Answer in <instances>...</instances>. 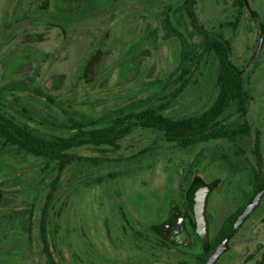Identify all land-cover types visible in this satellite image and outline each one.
<instances>
[{"label": "rangeland", "instance_id": "rangeland-1", "mask_svg": "<svg viewBox=\"0 0 264 264\" xmlns=\"http://www.w3.org/2000/svg\"><path fill=\"white\" fill-rule=\"evenodd\" d=\"M182 1L82 0L81 18L91 15L94 19L80 24L74 43L63 41L57 28L37 24L17 28L11 36L0 27V87L30 77V90L17 95L38 111L53 114L57 106L43 95L62 101L65 117L78 111L99 118L130 102L157 106L168 95L170 115L200 110L216 94L217 61L205 58L187 73L184 90L173 96L178 84L174 71L183 49L180 39L167 32L165 17L170 14L173 25L189 39L191 28ZM233 1L198 0L194 10L201 24L221 31L231 41L234 62L245 68L252 94L247 117L261 132L264 160V0H245L236 27L227 24L235 20ZM91 30H95V48L89 46ZM260 37L259 52L248 67ZM6 51L10 55L1 60ZM251 141L252 137L244 139L247 148ZM222 151L232 154L223 140L179 148L158 130L138 128L115 151L74 149L75 155L100 159L95 163L74 160L60 175L48 204L53 176L40 170L43 160L18 156L11 162L0 157V215L5 217L11 208L29 203L33 212L29 239L18 226H9L0 235V264H45L38 236L45 205L49 206L50 238L59 251L55 254L58 264H191L200 250L197 241L194 250L157 248L149 241L151 230L170 205L171 213L180 210L179 199L190 182L199 178L204 183L218 182L210 194L209 235L220 231L251 188L247 168L217 159ZM11 175L21 183H13ZM260 244H264V196L232 235L228 251L217 264H254Z\"/></svg>", "mask_w": 264, "mask_h": 264}, {"label": "trees", "instance_id": "trees-1", "mask_svg": "<svg viewBox=\"0 0 264 264\" xmlns=\"http://www.w3.org/2000/svg\"><path fill=\"white\" fill-rule=\"evenodd\" d=\"M197 2L198 0H183L181 3L191 28L189 34L191 40L173 25L168 14L165 17V25L169 34H174L180 39L183 49L180 63L174 71L175 84H178L174 88L173 96H178L184 90L187 86V73L193 72V69L198 67L205 58L212 56L217 61L216 94L200 110L181 116L170 115L166 111L171 100V95H168L166 101L157 106L140 107L137 102H130L99 118L79 114L76 128L74 121V124L69 126L70 132L60 135L40 132L18 122L13 116L0 112V148L11 144L20 151L31 153L44 160L40 169L53 176L51 190L46 197L48 204L58 188L60 175L74 160L95 163L100 159V157L75 156L71 152L74 146H85L98 151H115L120 147L121 140L138 128L158 130L164 140L179 148L219 140L225 141L227 145H230L232 154L229 156L225 151L220 154L218 152L217 159L229 163L234 161L235 165L241 169L247 168L245 170L248 172L251 188L239 208L226 219L219 233L208 237L206 244H203L196 233L195 219L189 203L191 189L204 182L195 178L184 191L183 201L200 249L191 258V264H204L219 241V235L224 233L253 192L264 183V160L261 132L257 127L253 128L247 117L252 94L248 88L245 68L234 62L231 41L221 31L206 28L199 22L194 10ZM233 7L235 20L227 24L236 27L246 2L234 0ZM194 36H197L198 40L193 39ZM170 86L171 82H168V87ZM168 93L171 94V91ZM72 128L76 131L72 132ZM247 137H252L248 148L244 143ZM215 182L217 185V181ZM48 207L45 205L43 208L40 221L41 252L45 257V264H58L55 254L59 251L55 241L50 238L48 229ZM195 248L193 247V250ZM258 250L259 256L254 264H264V244H260Z\"/></svg>", "mask_w": 264, "mask_h": 264}, {"label": "flooded vegetation", "instance_id": "flooded-vegetation-1", "mask_svg": "<svg viewBox=\"0 0 264 264\" xmlns=\"http://www.w3.org/2000/svg\"><path fill=\"white\" fill-rule=\"evenodd\" d=\"M82 0H3V6L0 9V27L2 30L9 32L12 36L14 31L19 29H24L30 26L39 25L40 27L44 26L46 28H57L62 37L63 41H68L74 43L78 41V33L80 31V24L86 22L90 19H94L93 16L89 15L87 18L80 16V6ZM170 16V14H168ZM171 20V19H170ZM25 30V29H24ZM95 30H91L89 46L95 48L96 45V36L94 35ZM9 51V50H8ZM10 54L6 51L1 54V60H4L6 56ZM32 79H21L17 81H12L10 84L0 87V112L9 114L13 116L18 122L27 125L30 128L39 130L46 134L55 133L63 134L69 133V126L74 124L75 128L77 121L79 119L78 111H71V114L65 115V108L62 106V101L52 100L49 96L44 94L45 99L54 103L56 107V112H47L34 108L30 102L25 99H21L17 94L21 93L22 90H30L29 85ZM36 94L42 95L41 91H35ZM72 121V122H71ZM56 129L58 132L53 131ZM76 131V129L71 130ZM78 146L72 147V154L75 155L74 149ZM18 156L35 158L38 160H43L41 157L35 156L31 153L20 151L16 146L7 144L4 147L0 148V157L2 161H13ZM78 156V155H75ZM9 158V159H7ZM11 158V159H10ZM44 161V160H43ZM41 170V169H40ZM13 172V171H12ZM13 183L18 185L21 183L18 176H10ZM218 186H215V188ZM213 188V189H215ZM213 189L209 192L207 203H206V213L208 219V237L209 229L211 224V214L209 213V204H210V194ZM264 193L261 197L263 198ZM261 199L259 203L261 202ZM180 210L171 213V205L167 210L166 216L162 219L160 223L154 226L151 230L153 233L152 239H149L150 242L154 244L157 248H169L171 250L178 248L179 250L193 249L196 244V237L192 227L191 220L188 217V213L183 201V197L179 199ZM255 209L245 218L242 224L234 231V233L242 227L246 219L257 209ZM173 205V204H172ZM41 208V215L43 213V208ZM3 214V211L0 212ZM32 205L31 203L25 204L22 208L13 207L6 214L5 217L0 215V235L5 233L7 227L18 226L23 230L24 235L27 238H30L31 233V219H32ZM40 221L41 216L38 222V230L40 232ZM224 224V222H223ZM222 224V226H223ZM20 225V226H19ZM221 230V229H220ZM219 231L216 233L218 234ZM233 233V234H234ZM139 234V233H138ZM143 235V234H139ZM39 236V234H38ZM222 235H219V239ZM232 237V236H231ZM230 237V238H231ZM230 240V239H229ZM229 240H228V249H229ZM195 246V247H196ZM228 249L225 251L227 252ZM224 252V253H225ZM222 253L219 258L224 254ZM219 258L215 262L217 264Z\"/></svg>", "mask_w": 264, "mask_h": 264}, {"label": "water", "instance_id": "water-1", "mask_svg": "<svg viewBox=\"0 0 264 264\" xmlns=\"http://www.w3.org/2000/svg\"><path fill=\"white\" fill-rule=\"evenodd\" d=\"M262 42V37L259 38L248 62V67H250L259 52ZM247 67V68H248ZM216 182L212 181L209 183H199L191 189L189 195V203L191 210L195 219V230L200 237L203 244L208 242V219L206 213V203L209 192L215 187ZM264 193V183L258 187L251 197L248 199L247 203L237 214L234 220L229 224L227 229L222 234L221 238L217 242L214 250L207 257L204 264H215L219 256L228 249V240L233 235L234 231L242 224L245 218L255 209L258 205L262 195Z\"/></svg>", "mask_w": 264, "mask_h": 264}]
</instances>
